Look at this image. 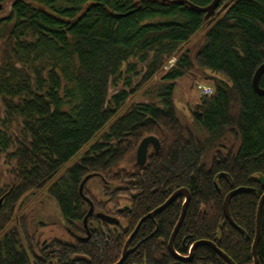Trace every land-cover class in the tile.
<instances>
[{"label": "trees", "instance_id": "trees-1", "mask_svg": "<svg viewBox=\"0 0 264 264\" xmlns=\"http://www.w3.org/2000/svg\"><path fill=\"white\" fill-rule=\"evenodd\" d=\"M175 1L0 0V264H117L140 221L182 189L191 201L175 251L187 257L208 241L236 264H255L264 95L253 79L264 65V0H222L208 20ZM183 79L214 90L194 118L201 134L178 116ZM151 136L161 149L143 169L134 158ZM88 176L101 191L88 188L92 179L85 186L94 214L84 241ZM240 188L253 190L230 203L244 233L223 209ZM29 195L57 202L73 242L44 239L50 225L33 226ZM183 205L147 219L124 264H226L209 246L189 263L171 254ZM257 257L264 264V207Z\"/></svg>", "mask_w": 264, "mask_h": 264}, {"label": "water", "instance_id": "water-1", "mask_svg": "<svg viewBox=\"0 0 264 264\" xmlns=\"http://www.w3.org/2000/svg\"><path fill=\"white\" fill-rule=\"evenodd\" d=\"M222 0H214V2L205 7V8H200L197 7L193 4H191L190 2H188L187 0H176L175 3L178 5H188L190 6L194 11L204 14L205 15V19L208 20L210 18H212L213 16H215V14L217 13L220 4H221ZM2 9V5H0V10ZM264 74V65H262L258 71L255 74V77L253 79V88L254 90L259 94V95H264V90H262L259 86V82L261 77ZM203 99L206 101L207 97H203ZM154 146L155 150L158 152L160 150V142L158 141L157 138L155 137H147L145 138L139 145L138 149H137V164L140 166H143L146 163L147 160V155H148V149L150 146ZM93 176H88L84 179V181L82 182L81 186H80V194L82 196V198L85 200V202H87L90 205V210L88 212V215L86 216L85 220H84V224H85V228L87 229V237L83 238L84 241H87L90 239V231L88 230V225H87V221L90 217L93 216L94 214V206L93 203L91 202V200L89 198H87L84 195V189L86 184L88 183V181L90 179H92ZM260 184L264 185V177H261L259 179ZM253 192L252 189H247V188H240L237 190L232 191L230 194H228V196L225 199L224 202V213L226 216L227 221L230 223V225L235 228L237 231L239 232H243L242 229H240L235 222L233 221L232 217H231V213H230V203L232 201V199L234 197H236L239 194H243V193H251ZM179 198H184L185 202L183 205V209H182V213L180 216V219L174 229V232L171 236L170 242H169V251L171 252V254L179 261H182L184 263H189L192 261L193 257H194V252L201 246H209L212 247L215 252L225 261L226 264H236L231 258H229L228 255H226L224 252H222L220 249L217 248V246L213 243V242H208V241H199L196 244H194L190 250L189 256L187 257H182L180 256L174 249V242L175 239L178 235V232L180 230V228L183 225V222L185 220L186 214H187V210H188V206L190 204L191 201V195L189 193V191L187 189H182L179 190L177 192H175L167 201L165 204H163L161 207H159L158 209H156L153 213L149 214L147 217L143 218L140 223L138 224L136 230L134 231V233L131 235V237L129 238L128 242L125 245L124 248V252L122 255V258L120 260L119 263L117 264H124V262L126 261V259L128 258L130 252H129V247L130 244L133 240V238L136 236V234L138 233L141 225L147 220V219H155V217L159 214H161L162 212H164L170 205H172L174 202H176ZM3 200L0 201V206L2 204ZM263 207H264V196L261 199L260 205H259V210H258V216H257V235H256V239L253 245V257L255 260V264H258V257H257V249L259 246V242H260V238H261V216H262V211H263ZM97 217L101 220H103L104 222H107L108 224L111 225H117L118 224V220L107 216L105 214H98Z\"/></svg>", "mask_w": 264, "mask_h": 264}, {"label": "rangeland", "instance_id": "rangeland-1", "mask_svg": "<svg viewBox=\"0 0 264 264\" xmlns=\"http://www.w3.org/2000/svg\"><path fill=\"white\" fill-rule=\"evenodd\" d=\"M6 12L7 11L4 13ZM173 62L174 61H172L171 64ZM199 85L212 87L211 84L202 80H181L178 83L175 99L178 116L182 125L185 127L190 126L194 129L197 128V130L199 127L196 126L197 124L194 119V111L198 110L196 108L202 102V98L204 97L202 90L198 88ZM198 132L201 134L199 130ZM88 188L95 193L100 194V181L96 178L90 180ZM25 203L27 205V213L32 214L34 227L39 223L50 225L49 227L41 230L44 239L60 238L66 242H73L72 238H70L69 235L61 228L64 224V219L61 215L60 208L54 199L49 196L38 197L29 195L25 199Z\"/></svg>", "mask_w": 264, "mask_h": 264}, {"label": "flooded vegetation", "instance_id": "flooded-vegetation-1", "mask_svg": "<svg viewBox=\"0 0 264 264\" xmlns=\"http://www.w3.org/2000/svg\"><path fill=\"white\" fill-rule=\"evenodd\" d=\"M205 100H203V103L201 102L198 106H197V108L196 109H198V110H196V111H194V114H195V116L196 115H201V110H202V106H203V104H205ZM160 149H161V147H160ZM160 151V150H159ZM158 151V152H159ZM153 152H155L156 154H158V152L155 150V147L154 146H150L149 147V149H148V155H147V160H146V163L143 165V166H140V165H138L137 164V151H136V154H135V158H134V160H135V163L134 164H136L138 167H140V168H143V169H146L147 168V166H148V162H149V160L153 157ZM126 166V168L127 169H130L131 167H128L129 165H125ZM134 173V176H137V173H135V172H133ZM136 178H138V176L136 177ZM181 199H184V198H181ZM184 202H185V199H184ZM154 220V219H153ZM119 224V223H118ZM117 224V225H118ZM119 226V225H118ZM118 226H116V227H118ZM115 227V226H114ZM115 227V228H116Z\"/></svg>", "mask_w": 264, "mask_h": 264}, {"label": "built area", "instance_id": "built-area-1", "mask_svg": "<svg viewBox=\"0 0 264 264\" xmlns=\"http://www.w3.org/2000/svg\"><path fill=\"white\" fill-rule=\"evenodd\" d=\"M200 90H202V94L204 95V96H210V95H212L213 94V88L212 87H210V86H201V85H199V87H198Z\"/></svg>", "mask_w": 264, "mask_h": 264}]
</instances>
